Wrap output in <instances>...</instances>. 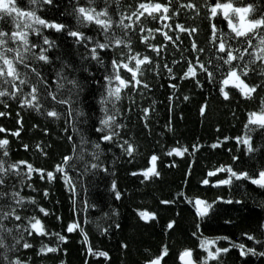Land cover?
Returning <instances> with one entry per match:
<instances>
[{"label":"trees","instance_id":"obj_1","mask_svg":"<svg viewBox=\"0 0 264 264\" xmlns=\"http://www.w3.org/2000/svg\"><path fill=\"white\" fill-rule=\"evenodd\" d=\"M262 174L264 0H0V264H264Z\"/></svg>","mask_w":264,"mask_h":264},{"label":"rangeland","instance_id":"obj_2","mask_svg":"<svg viewBox=\"0 0 264 264\" xmlns=\"http://www.w3.org/2000/svg\"><path fill=\"white\" fill-rule=\"evenodd\" d=\"M1 3H3V2H1ZM221 8H222L223 13L225 15H227V13L230 14V13L234 12L235 20L228 18V24L237 33H243L244 31L248 30L249 28H251L257 24V22H255V21L247 20L244 16L243 11L233 10L232 9L233 7L230 6L229 4H224L221 6ZM226 84L235 85V86L239 87L240 89H242L243 91L246 90L245 87L241 84V82L235 76H232L228 80H226Z\"/></svg>","mask_w":264,"mask_h":264},{"label":"water","instance_id":"obj_3","mask_svg":"<svg viewBox=\"0 0 264 264\" xmlns=\"http://www.w3.org/2000/svg\"><path fill=\"white\" fill-rule=\"evenodd\" d=\"M256 184L258 185H264V174H262L256 181ZM203 201L201 199H197L195 201L197 210L200 214L204 213L206 208L203 206ZM179 262L181 264H199L197 263L194 259L193 256L190 252H185L183 253L180 258H179ZM147 264H161V260L160 259H154L152 261H149Z\"/></svg>","mask_w":264,"mask_h":264}]
</instances>
